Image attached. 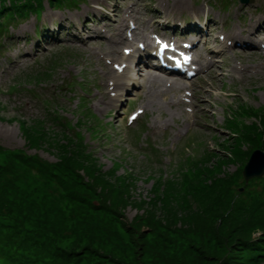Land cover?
Wrapping results in <instances>:
<instances>
[{
	"label": "rangeland",
	"instance_id": "1",
	"mask_svg": "<svg viewBox=\"0 0 264 264\" xmlns=\"http://www.w3.org/2000/svg\"><path fill=\"white\" fill-rule=\"evenodd\" d=\"M41 1L44 13L50 0ZM136 1L116 0L113 7L105 1L111 19L88 26L89 31L103 30L102 48L65 39V24L57 35L59 43L48 40L37 61L9 69L24 83L17 93H9L7 83L0 87V264H264V175L246 180L240 172L246 163L226 159L231 144L239 140L231 138L229 129L237 135L255 123L246 107L264 109L257 108L264 105V49L256 53L230 47L222 60L215 59L209 86L200 80L194 90L195 125L177 149L169 151L166 142L159 145L161 137L151 126L167 119L172 129L182 127V109L168 107L153 82L145 81L131 97L137 100L124 105L126 114L145 108L129 128L126 116L121 117L123 109L109 111L104 102L110 98L114 69L107 59L123 61L121 45L113 39L122 36L129 18L139 28L150 27ZM0 2L10 6L9 0ZM80 9L70 15L80 18ZM52 19L55 12L47 22ZM222 24L225 27L217 22L218 27ZM16 28L25 34L23 22ZM256 33L252 36L264 44V35ZM28 37L34 45L33 33ZM50 55L59 60L45 78L48 73L39 69L47 68ZM32 77L50 80L26 82ZM96 79V92L102 94L91 104L83 100L88 109L94 105L101 110L91 112L106 126L77 106V80L89 93ZM44 97L51 99L59 120L51 109L42 108ZM57 121L82 139L86 154L63 145L68 138ZM89 127L98 130L90 132ZM171 134L166 133V139ZM149 135L157 139L152 150L145 142ZM241 146L248 148L246 143ZM201 153L209 166L218 158L222 161L212 166L211 178L198 176L200 162L189 157ZM160 175H168L167 184ZM202 181L203 189L198 187Z\"/></svg>",
	"mask_w": 264,
	"mask_h": 264
},
{
	"label": "trees",
	"instance_id": "2",
	"mask_svg": "<svg viewBox=\"0 0 264 264\" xmlns=\"http://www.w3.org/2000/svg\"><path fill=\"white\" fill-rule=\"evenodd\" d=\"M10 2L8 5L9 7L6 6L5 2H0V27L4 28V23L9 24L11 21H15L17 18H24L25 13L33 10L36 11V9L42 5L41 0H9ZM75 0H50L49 4L50 5H58V6H70L75 4ZM2 6V8H1ZM37 12V11H36ZM6 24V26H7ZM264 107L261 106L259 107L262 109ZM258 108V109H259ZM52 115V114H51ZM248 116H254L256 119L259 120L260 125L253 123V124H246L242 129L240 130L239 134H233L232 139L238 140L235 141L234 143L231 144L230 151L228 152V157L230 161L237 162L239 161L240 164L246 163L248 160L251 152L254 149H264V109L263 110H255L251 109L249 113H247ZM53 118L59 120L58 116L55 114L52 115ZM58 125H60L59 129L61 130L60 133L65 135L68 138V142L63 144L67 146L70 150L73 152H77L81 156L84 155L83 153H87V148H83L82 145V139L79 137H75L73 134V131L68 132L65 128L66 124H63L65 122L57 121L56 122ZM237 124L239 123H234L232 126L236 127ZM241 126V124H239ZM74 128V127H71ZM247 144V149H242V144ZM221 146V144H220ZM227 154V153H226ZM203 156L201 155L199 158L195 160V162H200L197 173L198 176L202 175V178H211V174L213 173L212 171V166H221L220 162H222L219 158L213 162L212 165L209 166L210 163H206V161H203ZM237 160V161H236ZM242 173V170H240ZM196 173V174H197ZM160 175V180L164 183L167 184L169 179L162 180ZM264 178V177H263ZM262 178V179H263ZM191 179V178H190ZM202 180V179H201ZM213 179H211L212 181ZM206 181H202L199 184V188L203 189V185H205ZM259 246V245H257Z\"/></svg>",
	"mask_w": 264,
	"mask_h": 264
},
{
	"label": "bare ground",
	"instance_id": "3",
	"mask_svg": "<svg viewBox=\"0 0 264 264\" xmlns=\"http://www.w3.org/2000/svg\"><path fill=\"white\" fill-rule=\"evenodd\" d=\"M247 167V169H250L254 173L257 172L258 169L264 167V153L259 150H254L250 155Z\"/></svg>",
	"mask_w": 264,
	"mask_h": 264
},
{
	"label": "water",
	"instance_id": "4",
	"mask_svg": "<svg viewBox=\"0 0 264 264\" xmlns=\"http://www.w3.org/2000/svg\"><path fill=\"white\" fill-rule=\"evenodd\" d=\"M261 151L262 153H264V150H259ZM252 154V153H251ZM248 162L245 164V166L243 167V170H242V174H243V177L247 180L249 177H252V176H262L264 174V167L258 169L257 172H252L250 169H247L248 167Z\"/></svg>",
	"mask_w": 264,
	"mask_h": 264
},
{
	"label": "snow or ice",
	"instance_id": "5",
	"mask_svg": "<svg viewBox=\"0 0 264 264\" xmlns=\"http://www.w3.org/2000/svg\"><path fill=\"white\" fill-rule=\"evenodd\" d=\"M165 47H167V45H165Z\"/></svg>",
	"mask_w": 264,
	"mask_h": 264
}]
</instances>
